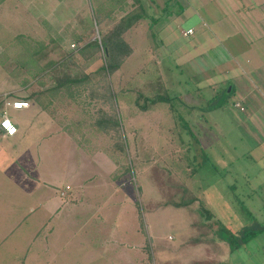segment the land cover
<instances>
[{"label":"rangeland","instance_id":"1","mask_svg":"<svg viewBox=\"0 0 264 264\" xmlns=\"http://www.w3.org/2000/svg\"><path fill=\"white\" fill-rule=\"evenodd\" d=\"M126 2L0 0V118L5 102L41 92L28 109L8 110L21 133L0 136V264H264V170L249 151L262 139L260 120L234 106L231 84L205 86L218 80L205 43L212 31L233 33L204 16L210 0H179L174 21L143 17L123 34L133 52L105 80L123 152L93 128L108 106L90 99L88 85L54 93L64 73L87 75L103 91L101 57L80 61L79 50L103 35L104 20L120 19ZM200 8L206 26L192 23ZM139 95L163 99L141 110ZM51 112L66 127L59 134ZM80 181L86 190H76ZM224 230L261 232L232 250Z\"/></svg>","mask_w":264,"mask_h":264},{"label":"crops","instance_id":"2","mask_svg":"<svg viewBox=\"0 0 264 264\" xmlns=\"http://www.w3.org/2000/svg\"><path fill=\"white\" fill-rule=\"evenodd\" d=\"M169 1L172 7L174 8L177 6L178 10L165 9L164 6ZM209 4V8H204L208 15L204 14V16L212 21L211 25H215L216 27L218 23H228L232 25L231 30L233 33L222 32V34L219 35L217 31H212L211 38L205 43V47L209 48L206 49L205 53L210 55L208 56L210 63L207 65V68L209 71H215L218 78L217 81L208 83L205 86H209L210 88L216 85L225 86L226 84H231L227 91L238 92L239 97L234 102V106L244 113V118L250 119L254 113L258 114L257 118H259L260 121L258 125H256L257 130L254 134H259L262 139L257 141L254 147L249 148V151L254 153V156L250 155L251 159L259 165L258 167L264 170V0H210ZM125 7L126 10L121 13V17L125 16L130 18L132 25L129 29H133V31L136 24H139L141 21L143 22V17H151L149 22L157 23L163 17H172L174 21L177 15H182V13H180L181 8L179 0H127ZM153 8H156V10H152ZM200 10L201 8L193 11L192 23L199 25L201 24L200 22H203L202 26H206L207 23L202 19L200 15L202 13L199 12ZM154 15L157 17H154ZM231 15L233 16L232 19H235L234 22L240 30L235 28L232 24L230 20ZM114 20L110 22L113 23ZM103 23L105 26V24L109 22L104 20ZM240 23H248L246 26L247 29L244 30L245 26H242ZM248 32L250 36L253 37L251 40H247L244 37ZM233 35L236 36L235 40H231ZM131 48L133 49V46H131ZM215 56H217L218 60L213 61V57ZM27 101L30 107L32 102L29 100ZM43 110L45 111V109ZM43 110L41 111L43 112ZM50 116H46L47 119L51 121L48 123L49 125L54 123L56 118L55 114L52 112ZM56 123L59 125H57V134H59V128L62 127L65 129L66 127L63 126L64 123L61 121ZM56 123L54 124L56 125ZM80 124L84 127V120H81ZM21 126V124L17 125L18 131L16 135L21 133ZM63 131L61 130V132ZM0 136L2 138L14 137L5 136L1 131ZM66 140L70 141V139ZM77 141H75V146H71V149L79 151ZM98 161L102 164L105 160L102 158ZM97 178L100 179L103 177L98 176ZM102 182L103 181H101L100 184H102ZM86 184L88 183L80 181V185L76 186V190H86ZM100 184L97 185V188H101ZM71 189L69 185H66L65 191H70ZM259 189L264 195V189L262 187H259ZM65 191L61 190L60 193L62 192V194L65 195ZM76 231L79 232L78 229ZM87 245L94 250V246ZM57 257L59 256L54 257L55 260Z\"/></svg>","mask_w":264,"mask_h":264},{"label":"trees","instance_id":"3","mask_svg":"<svg viewBox=\"0 0 264 264\" xmlns=\"http://www.w3.org/2000/svg\"><path fill=\"white\" fill-rule=\"evenodd\" d=\"M126 20L121 17L119 20L114 22L111 26L105 27L102 22L103 32L102 36L99 35V39H94L84 44V46L79 50V59L80 61H85L95 55H99L102 59V64L100 66V70L102 72V79L104 81V85H98L102 87V92H97L92 88L90 83V77L87 75H71L69 73H64V77L59 80H55V86L52 88L62 89L64 86L67 87H79V85H88L90 87L89 97L91 100L100 102L101 104H107L108 109L104 110L102 108L98 109L97 117L95 118L93 128L100 133L107 134L116 139V144L120 146L121 151L123 152V148L125 145L124 136L121 133V129L119 126V122L116 119V115H113L111 112L114 110L113 98L114 93L110 89V84L105 83V80H108L113 73H115L121 65L123 64L126 57H128L133 49L129 45V43L124 39L123 34L131 27L132 23L125 17ZM36 52V51H35ZM34 52V53H35ZM32 54V53H31ZM54 63H50L49 65H53ZM61 64V62L59 63ZM37 72L43 71L42 67L37 68ZM43 84V83H42ZM55 89L54 93H57L58 90ZM57 90V91H56ZM51 89L49 92H53ZM41 94L40 91L31 93L27 100H33L35 102H39L38 96ZM143 96L139 95L135 101V105L141 109L146 110L148 106L154 105L156 102L162 100V97H153L152 99L143 98V103H140V99ZM111 133V134H110ZM122 134V136H121ZM261 230H244L241 236L236 237L233 233L224 230L223 236L224 239L228 242L230 249H237L241 244L247 243L257 234H259Z\"/></svg>","mask_w":264,"mask_h":264},{"label":"built area","instance_id":"4","mask_svg":"<svg viewBox=\"0 0 264 264\" xmlns=\"http://www.w3.org/2000/svg\"><path fill=\"white\" fill-rule=\"evenodd\" d=\"M192 32H193L192 29L188 28L186 31L183 32V34L187 36ZM28 107H29V102L25 99H14L5 102V110L2 112L0 118V131L5 136H14L18 131L17 126L9 119L7 115L8 110L10 109L12 111H21L27 109Z\"/></svg>","mask_w":264,"mask_h":264}]
</instances>
